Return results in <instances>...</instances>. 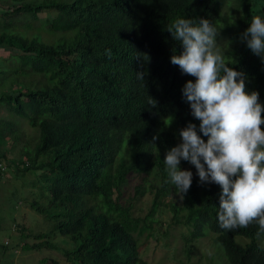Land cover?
Returning <instances> with one entry per match:
<instances>
[{"label":"trees","instance_id":"1","mask_svg":"<svg viewBox=\"0 0 264 264\" xmlns=\"http://www.w3.org/2000/svg\"><path fill=\"white\" fill-rule=\"evenodd\" d=\"M252 6L253 0H45L6 8L10 17L28 15L35 23L53 14L49 34L0 33V50L9 55L0 58V104L12 117L0 118V161L8 164L25 124L37 132L33 155L21 148L28 157L23 171L40 172L47 205L31 208L74 244L64 252L68 264H146L138 238L164 207L187 228L186 244L211 233L228 264H264V248L256 243L264 233L257 237V224L219 227L220 186L201 184L195 167L182 160L180 169L192 172V183L180 199L163 161L188 123L207 140L182 95L185 82L195 78L171 64L183 49L167 28L179 18L207 19L229 35L225 60L245 74L246 91L258 92L264 105V61L241 39ZM3 62L11 67L2 68ZM137 72L146 73L144 80ZM130 173L140 185L124 205L122 187ZM147 195L149 214L134 217L132 202ZM236 237L251 242L242 246Z\"/></svg>","mask_w":264,"mask_h":264},{"label":"clouds","instance_id":"2","mask_svg":"<svg viewBox=\"0 0 264 264\" xmlns=\"http://www.w3.org/2000/svg\"><path fill=\"white\" fill-rule=\"evenodd\" d=\"M167 31L183 49L170 57L171 64L195 78L185 82L182 95L199 121V133L207 137L202 139L193 123L180 130L181 142L168 150L163 160L170 183L183 199L191 187L192 172L181 170L180 163L189 162L201 184L220 186L219 227L232 231L255 223L259 238L264 233V105L258 92L246 91L245 74L228 66L218 48L220 29L209 20L179 18ZM241 39L264 61L261 16L252 17ZM145 75L137 72L140 80ZM157 139L153 136V141Z\"/></svg>","mask_w":264,"mask_h":264},{"label":"rangeland","instance_id":"3","mask_svg":"<svg viewBox=\"0 0 264 264\" xmlns=\"http://www.w3.org/2000/svg\"><path fill=\"white\" fill-rule=\"evenodd\" d=\"M44 1L0 0V33H12L22 37L30 35L34 37L35 34L43 36L42 31L45 35L49 34L46 28L52 12L40 15L37 23L28 15L10 17V14L6 13L8 7ZM262 8L263 0H253L254 16L259 15L264 19ZM6 23L8 26H5ZM217 42L223 54L232 44V39L220 30ZM0 56L7 59L9 55L0 50ZM10 67L9 62H3L2 68ZM0 118H3V121L12 119L1 104ZM22 128L24 136L20 143L16 144L15 149L7 154L6 160L10 168L6 180L4 178L0 182V264H68L64 252L72 250L74 244L68 238L53 233L54 221L31 208L35 203L38 207L47 205V200L43 198L44 183L39 177L40 172L30 170L24 172L28 157L21 153V148L27 147L28 155H33V148L37 145V132L27 124ZM126 179V184L122 187L124 197L121 199L124 205L130 203L129 197L134 196L135 188L140 185V179L132 173L128 174ZM45 192L47 195L46 185ZM151 199L152 196L147 195L139 201H133V216L145 218L149 214ZM158 211L152 215L153 223L150 224V228L138 238L140 257L146 264H228L222 248L213 242L214 235L207 233L204 238L186 244L184 236L187 234V228L173 222L172 214L167 207ZM235 241L242 246L251 242L250 239L241 237H236ZM48 243L53 246L50 247ZM256 243L264 248V238L257 240Z\"/></svg>","mask_w":264,"mask_h":264},{"label":"built area","instance_id":"4","mask_svg":"<svg viewBox=\"0 0 264 264\" xmlns=\"http://www.w3.org/2000/svg\"><path fill=\"white\" fill-rule=\"evenodd\" d=\"M7 172V165L4 162L0 161V181H2L6 177Z\"/></svg>","mask_w":264,"mask_h":264},{"label":"crops","instance_id":"5","mask_svg":"<svg viewBox=\"0 0 264 264\" xmlns=\"http://www.w3.org/2000/svg\"><path fill=\"white\" fill-rule=\"evenodd\" d=\"M6 164V163H5ZM8 166V165H7ZM8 168H10L9 166H8ZM4 180H6V178L4 179ZM1 182V181H0Z\"/></svg>","mask_w":264,"mask_h":264}]
</instances>
